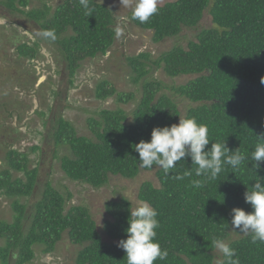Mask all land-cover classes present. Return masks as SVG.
Instances as JSON below:
<instances>
[{
    "label": "trees",
    "instance_id": "obj_1",
    "mask_svg": "<svg viewBox=\"0 0 264 264\" xmlns=\"http://www.w3.org/2000/svg\"><path fill=\"white\" fill-rule=\"evenodd\" d=\"M34 1L0 0V6L11 16L24 21L6 19L7 14L0 13V23L5 22L0 24V52H4L0 53V62L17 61L30 69L33 80L26 82V89L12 87L7 78L8 97L20 103L24 113L34 105L32 96L43 101L34 113L41 117V135L43 127L49 128L45 117L53 116V125L42 138H54L57 153L60 145L68 149L69 154L61 157L65 177L101 189L111 176L135 179L142 171H155L157 182L143 181L137 195L138 202L147 201L158 212L156 239L168 255L155 264H216L217 250L211 244L216 238H223L236 249L240 264H264V243H253L251 234L235 231L231 224L234 208L252 211L244 194L258 176L264 178V162L257 171L251 168L250 160L238 170L225 165L216 180L206 181L195 175V166L187 157L170 171L182 175L193 169L192 175L174 180L159 167L140 168L139 154L134 151L141 140L150 141L155 127L178 124L180 117H195L208 125L211 142L226 143L230 150L239 148L251 156L260 142L258 136H264V0H160L158 13L145 24L134 20L131 11L132 23L151 31L154 42L194 28L197 32L187 47L177 45L159 58L152 59L147 51L128 56L133 81L142 82V95L129 114L132 118L122 108L95 111L86 118L91 136H77L72 121L53 112L48 102L54 97L69 100V89L78 88L75 77L79 69L87 61L107 55L117 37L116 13L105 0H89L91 16L85 15L79 0H60L56 5L40 0L41 5L30 6ZM206 13L211 17L209 27L201 25ZM44 30H54L57 39L49 41L37 35ZM150 64L171 78H192L168 88L164 81L147 77L152 72ZM47 68L50 75L45 82L49 89L43 93L40 87L45 82L38 80ZM107 77V73L102 75L91 90L96 99H134L133 94L119 92ZM181 100L190 102L185 114L180 109ZM5 103L1 99L0 110L10 117L18 116L15 109L4 107ZM0 127L1 135L4 130L20 135L23 148L25 136L37 133L27 123L9 125L0 119ZM23 127L30 131L24 133ZM10 145L0 154V165L6 164L0 170V204L5 199L10 201V210L0 215V264H31L38 252L50 254L63 240L69 249H76V264H127L126 252L118 243L127 238L129 209L138 202L135 205L123 196L107 200L106 219L99 228L88 205L68 204L73 197L69 187L63 191L48 180L29 212V202L23 200L39 186V164L30 165L29 152L42 154L43 145H32L29 151L15 148V142ZM5 146L10 147L6 142ZM14 172L21 174L15 177ZM194 180L204 181L203 186L194 188ZM13 252H17L14 257ZM220 256L221 262L225 258Z\"/></svg>",
    "mask_w": 264,
    "mask_h": 264
},
{
    "label": "rangeland",
    "instance_id": "obj_2",
    "mask_svg": "<svg viewBox=\"0 0 264 264\" xmlns=\"http://www.w3.org/2000/svg\"><path fill=\"white\" fill-rule=\"evenodd\" d=\"M111 8L114 9L117 16V37L114 45L110 51L105 56H100L97 59H92L87 61L77 73L75 77V84L78 85V88H70L69 94L71 98L65 101L62 97H54L49 100L48 103L53 105V112L60 113L65 119L71 120L72 124L76 127L77 136H91L90 131L87 129L86 118L89 114H93L95 111L102 109H119L122 108L129 115L135 108L138 103L139 98L142 95V82L136 84L132 78V72H129L130 69L127 66L126 58L128 56H133L143 51L151 53L152 59L159 58L163 52L171 50L177 45H182L187 47L189 40L195 38L197 32L196 28L186 30L178 37L167 38L161 42H154L152 39V32L148 30H142L136 27L131 19L130 12L132 11L135 0H129V6H122L120 0H105ZM60 0H47L49 5H56ZM162 1H160L161 3ZM42 3L40 0H35L30 6H39ZM0 13L7 14L6 19L11 18L13 21L23 23L24 21L21 17L11 16L5 8L0 6ZM0 24L4 25L5 22ZM211 17L206 13L203 18L201 25L209 27L211 26ZM6 35L3 33L2 39L6 38ZM7 41V40H6ZM14 41V39H13ZM11 45V44H10ZM1 54L3 55L4 52ZM51 58V54H49ZM2 58L6 59L7 56ZM43 57H40L42 59ZM1 63V62H0ZM43 64V62L41 61ZM152 64V63H151ZM150 64L151 73L147 76L150 79H156L164 81L168 88L172 86H179L188 82L192 76H179L176 78H171L162 69L156 68L154 65ZM45 68L44 66H41ZM30 69L28 67L21 65L19 62L14 61L12 63H5L4 65L0 64V104L1 99L5 100L4 107L15 109L14 114L18 116L10 117V114L6 111L0 110V119L5 124L11 125H23L25 123L29 124L31 128L37 129V133H29L25 136V148L22 147V142L18 140L17 133H12L9 130H4V135L0 133V154H4L5 151L9 150L12 146L11 142H15V148H19L22 151H29V147L32 145L42 144L43 150L42 154L34 153L30 151L31 166L39 168V186L36 192L31 195L29 198H24L23 202H29L28 211L30 212L34 203L38 201L41 195V190L45 183L49 180L52 184L60 190L66 191V187H69L73 197L68 201L70 206L81 205L84 203L88 205L91 214L94 219L97 221L98 227L101 228L105 219H106V202L109 199H117L120 196L129 198L134 204L138 202V191L141 183L145 180H152L157 182L155 171H142L140 175L135 179H126L121 176H111L108 184L101 189H94L88 187L87 185H81L75 182L70 181L65 177V173L61 168V157L65 154H69V151L64 146H58V153L56 146L54 145V138H42V135H45L53 125L52 118L48 119L45 117L47 125L49 128L43 127V134L41 135V126L38 124L41 117L39 114H35L34 110L39 107L41 101L37 95L32 96L34 105L30 107V110L23 112L21 110L22 105L19 103H13L8 97L9 78L12 82V87H18V90H23L28 88L26 85L27 81L33 80L29 76ZM50 70L47 68L46 71H43L39 76L38 83L45 82L49 79ZM107 73V77L111 83H113L119 92H126L134 95V99H128V102H120L117 99V96L110 97L107 100H98L93 95L91 90L94 89V86L97 84L99 78ZM109 73V74H108ZM101 74V76H100ZM65 81H68L65 74ZM45 85V86H44ZM42 85L40 87L43 93H46L48 84ZM8 88V89H7ZM39 88V87H37ZM64 89H66V83H64ZM169 92V91H168ZM50 99V97H47ZM190 102L188 100H181L180 109L183 114L186 112L187 106ZM1 108V107H0ZM24 110V109H23ZM54 114V113H53ZM24 115V117H23ZM129 118H132L129 115ZM40 119V120H39ZM24 120V121H22ZM22 121V122H21ZM42 122V121H41ZM1 128V127H0ZM23 132L26 133L27 130L25 127L22 128ZM48 135V134H47ZM5 142L10 147L5 146ZM20 142V143H19ZM14 145V144H13ZM58 154L57 158L55 154ZM1 157V156H0ZM40 162V163H39ZM6 167L5 163L0 165V170ZM21 173L14 172L15 177ZM9 200H4L0 204V215L1 211L10 210ZM136 205V204H135ZM57 249V248H56ZM17 252L12 253V257L16 256ZM76 249L74 247L69 249L66 245V241H62L59 248L50 254H45L38 252L33 258L31 264H76L74 262V256ZM216 254V264L220 263V253L218 250L215 251Z\"/></svg>",
    "mask_w": 264,
    "mask_h": 264
},
{
    "label": "clouds",
    "instance_id": "obj_3",
    "mask_svg": "<svg viewBox=\"0 0 264 264\" xmlns=\"http://www.w3.org/2000/svg\"><path fill=\"white\" fill-rule=\"evenodd\" d=\"M85 10V15L91 16L93 9L89 0H79ZM122 6H129V0H120ZM160 0H135L132 18L141 24L147 23L159 11ZM37 35L45 40L55 41L54 30H44ZM264 84V78H261ZM255 150L248 157L239 148L230 150L226 143L211 142L207 124L199 123L195 117H180L179 123L171 126H157L152 130L150 141L141 140L134 145V151L139 154V166L142 169H152L154 166L163 170L165 176L174 180H183L192 175L193 169L183 174H173L170 170L177 166L182 158L190 157L197 177L206 181L216 180L224 166L228 165L238 170L245 160L252 161L255 171L264 162V136H258ZM211 144L209 148L208 145ZM259 179L245 192V202L250 204L252 211L234 208L231 221L232 229L245 235L251 234L252 242L264 243V178ZM204 181L194 180L192 186L201 188ZM129 227L125 230L126 239L118 243V247L126 252L127 264H155V261L165 260L167 250L162 249L156 239L159 228L158 212L147 201H139L136 207L130 206ZM214 249L225 258L220 264H240L236 249L232 248L223 238L211 241Z\"/></svg>",
    "mask_w": 264,
    "mask_h": 264
}]
</instances>
